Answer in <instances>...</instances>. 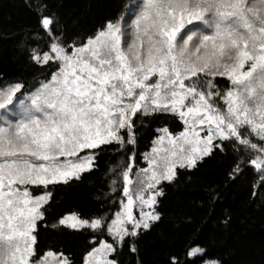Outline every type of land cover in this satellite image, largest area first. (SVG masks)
Returning a JSON list of instances; mask_svg holds the SVG:
<instances>
[{
    "label": "snow or ice",
    "instance_id": "1",
    "mask_svg": "<svg viewBox=\"0 0 264 264\" xmlns=\"http://www.w3.org/2000/svg\"><path fill=\"white\" fill-rule=\"evenodd\" d=\"M25 6L37 26L21 47L43 78L0 87V264H77L41 249L42 229L88 233L78 264H121L125 249L140 264L137 242L161 218L160 185L217 149L235 153L229 178L251 165L264 188V0H129L83 38L46 3ZM159 117L181 128L157 127L140 167L142 127ZM105 153L102 197L115 209L49 222L57 186L80 181Z\"/></svg>",
    "mask_w": 264,
    "mask_h": 264
},
{
    "label": "trees",
    "instance_id": "2",
    "mask_svg": "<svg viewBox=\"0 0 264 264\" xmlns=\"http://www.w3.org/2000/svg\"><path fill=\"white\" fill-rule=\"evenodd\" d=\"M35 2L49 5L67 26L68 35L83 38L106 20L118 16L129 0ZM36 19L34 11L25 6V0H0V87L22 81L25 88H30L43 78L37 76L21 47L28 32L35 30ZM163 125L170 131L181 128L178 121L165 117L145 122L136 147V163L140 167L145 166L140 154L149 149L154 130ZM112 159L111 154H102L98 168L83 174L80 181L57 186L46 213L49 222L70 212L88 218L109 207L114 210L115 205H109L102 197L108 180L105 170ZM235 159L231 148L223 152L214 150L193 169L177 168L176 178L160 185L163 194L158 197L157 210L161 218L137 242L140 264H167L170 255H177L182 264H204L209 260H217L219 264H264V188L260 187L258 173L251 165L242 166L245 171L235 179L229 178ZM97 196L101 199H96ZM104 239L110 240L106 235ZM88 240V233L42 229L39 246L63 251L78 264L88 248ZM197 246L204 249L202 256L185 255L189 248ZM119 259L121 264H135V258L126 249Z\"/></svg>",
    "mask_w": 264,
    "mask_h": 264
},
{
    "label": "rangeland",
    "instance_id": "3",
    "mask_svg": "<svg viewBox=\"0 0 264 264\" xmlns=\"http://www.w3.org/2000/svg\"><path fill=\"white\" fill-rule=\"evenodd\" d=\"M140 2V0H137L136 2H134V3H139ZM190 27V26H189ZM134 211H135V209H134ZM199 255V254H198ZM196 256V255H195Z\"/></svg>",
    "mask_w": 264,
    "mask_h": 264
}]
</instances>
